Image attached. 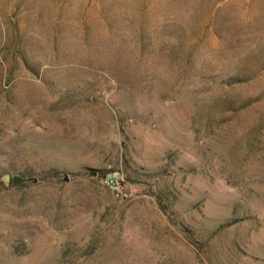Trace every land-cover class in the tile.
<instances>
[{
  "label": "rangeland",
  "instance_id": "374dc122",
  "mask_svg": "<svg viewBox=\"0 0 264 264\" xmlns=\"http://www.w3.org/2000/svg\"><path fill=\"white\" fill-rule=\"evenodd\" d=\"M0 264H264V0H0Z\"/></svg>",
  "mask_w": 264,
  "mask_h": 264
},
{
  "label": "built area",
  "instance_id": "2783aa9c",
  "mask_svg": "<svg viewBox=\"0 0 264 264\" xmlns=\"http://www.w3.org/2000/svg\"><path fill=\"white\" fill-rule=\"evenodd\" d=\"M100 183L115 199L126 201L131 197L130 193L124 189L121 175L116 172H112V174H103L100 177Z\"/></svg>",
  "mask_w": 264,
  "mask_h": 264
},
{
  "label": "trees",
  "instance_id": "16d2710c",
  "mask_svg": "<svg viewBox=\"0 0 264 264\" xmlns=\"http://www.w3.org/2000/svg\"><path fill=\"white\" fill-rule=\"evenodd\" d=\"M48 175H51V176H57L58 175V173H57V171H50V172H48ZM74 176H78V175H74ZM20 181V179H19V177H13L12 178V180H11V183H12V185L13 186H15V184H17L18 182ZM154 200H155V202H156V205L158 206V207H161L160 206V203H159V201H158V199H157V197H154Z\"/></svg>",
  "mask_w": 264,
  "mask_h": 264
},
{
  "label": "bare ground",
  "instance_id": "6f19581e",
  "mask_svg": "<svg viewBox=\"0 0 264 264\" xmlns=\"http://www.w3.org/2000/svg\"><path fill=\"white\" fill-rule=\"evenodd\" d=\"M106 174V173H105ZM107 174H112V172H109V173H107Z\"/></svg>",
  "mask_w": 264,
  "mask_h": 264
},
{
  "label": "water",
  "instance_id": "95a60500",
  "mask_svg": "<svg viewBox=\"0 0 264 264\" xmlns=\"http://www.w3.org/2000/svg\"><path fill=\"white\" fill-rule=\"evenodd\" d=\"M6 180H7V177H5L4 181H6Z\"/></svg>",
  "mask_w": 264,
  "mask_h": 264
}]
</instances>
